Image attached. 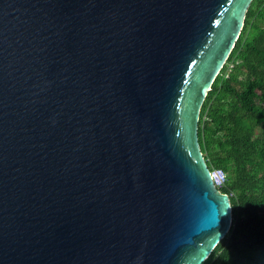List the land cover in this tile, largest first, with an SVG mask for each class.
I'll list each match as a JSON object with an SVG mask.
<instances>
[{
  "label": "water",
  "instance_id": "water-1",
  "mask_svg": "<svg viewBox=\"0 0 264 264\" xmlns=\"http://www.w3.org/2000/svg\"><path fill=\"white\" fill-rule=\"evenodd\" d=\"M251 1L0 0V264L208 258L197 123Z\"/></svg>",
  "mask_w": 264,
  "mask_h": 264
},
{
  "label": "trees",
  "instance_id": "trees-1",
  "mask_svg": "<svg viewBox=\"0 0 264 264\" xmlns=\"http://www.w3.org/2000/svg\"><path fill=\"white\" fill-rule=\"evenodd\" d=\"M225 67L202 104L197 137L227 178L232 221L202 264H264V0H252Z\"/></svg>",
  "mask_w": 264,
  "mask_h": 264
},
{
  "label": "built area",
  "instance_id": "built-area-1",
  "mask_svg": "<svg viewBox=\"0 0 264 264\" xmlns=\"http://www.w3.org/2000/svg\"><path fill=\"white\" fill-rule=\"evenodd\" d=\"M209 175L212 180L213 186L216 189H219L220 187L224 186V184L227 182L226 175L221 170L209 169Z\"/></svg>",
  "mask_w": 264,
  "mask_h": 264
},
{
  "label": "rangeland",
  "instance_id": "rangeland-1",
  "mask_svg": "<svg viewBox=\"0 0 264 264\" xmlns=\"http://www.w3.org/2000/svg\"><path fill=\"white\" fill-rule=\"evenodd\" d=\"M225 67V65L223 66V68ZM222 71V69L220 70V72Z\"/></svg>",
  "mask_w": 264,
  "mask_h": 264
}]
</instances>
